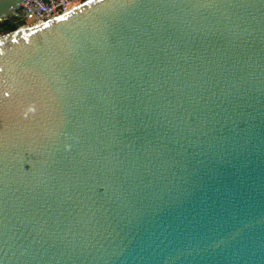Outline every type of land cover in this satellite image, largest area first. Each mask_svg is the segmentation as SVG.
Listing matches in <instances>:
<instances>
[{
    "label": "water",
    "instance_id": "1",
    "mask_svg": "<svg viewBox=\"0 0 264 264\" xmlns=\"http://www.w3.org/2000/svg\"><path fill=\"white\" fill-rule=\"evenodd\" d=\"M0 264H264V0L0 34Z\"/></svg>",
    "mask_w": 264,
    "mask_h": 264
},
{
    "label": "built area",
    "instance_id": "2",
    "mask_svg": "<svg viewBox=\"0 0 264 264\" xmlns=\"http://www.w3.org/2000/svg\"><path fill=\"white\" fill-rule=\"evenodd\" d=\"M86 0H27L13 18L24 21L26 25L45 23L54 17L65 13Z\"/></svg>",
    "mask_w": 264,
    "mask_h": 264
},
{
    "label": "trees",
    "instance_id": "3",
    "mask_svg": "<svg viewBox=\"0 0 264 264\" xmlns=\"http://www.w3.org/2000/svg\"><path fill=\"white\" fill-rule=\"evenodd\" d=\"M26 22L18 20L16 18H12L10 20L0 22V34H6L12 32L22 26H24Z\"/></svg>",
    "mask_w": 264,
    "mask_h": 264
},
{
    "label": "rangeland",
    "instance_id": "4",
    "mask_svg": "<svg viewBox=\"0 0 264 264\" xmlns=\"http://www.w3.org/2000/svg\"><path fill=\"white\" fill-rule=\"evenodd\" d=\"M27 24V23H26Z\"/></svg>",
    "mask_w": 264,
    "mask_h": 264
}]
</instances>
